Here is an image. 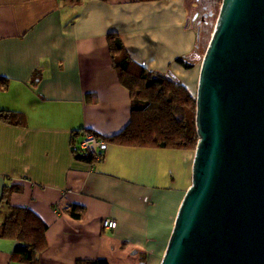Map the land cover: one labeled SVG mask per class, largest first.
Here are the masks:
<instances>
[{
	"label": "crops",
	"instance_id": "obj_1",
	"mask_svg": "<svg viewBox=\"0 0 264 264\" xmlns=\"http://www.w3.org/2000/svg\"><path fill=\"white\" fill-rule=\"evenodd\" d=\"M196 8L193 0H0V111L26 120L0 121V199L4 186H20L10 206L46 225L35 264H159L194 152L105 144L102 161L90 165L73 158L70 141L79 129L116 135L130 121V94L113 67L108 34L137 65L169 70L192 93L194 68L175 60L194 50ZM173 191L180 194L170 197L166 225L158 204ZM72 206L82 208L80 218L68 213ZM8 214L0 204V224ZM106 218L115 229L102 228ZM16 245L0 239V264H26L11 259Z\"/></svg>",
	"mask_w": 264,
	"mask_h": 264
},
{
	"label": "water",
	"instance_id": "obj_2",
	"mask_svg": "<svg viewBox=\"0 0 264 264\" xmlns=\"http://www.w3.org/2000/svg\"><path fill=\"white\" fill-rule=\"evenodd\" d=\"M194 99L191 182L159 264H264V0L220 1Z\"/></svg>",
	"mask_w": 264,
	"mask_h": 264
},
{
	"label": "trees",
	"instance_id": "obj_3",
	"mask_svg": "<svg viewBox=\"0 0 264 264\" xmlns=\"http://www.w3.org/2000/svg\"><path fill=\"white\" fill-rule=\"evenodd\" d=\"M193 1L197 4L194 13L203 11L209 13L211 11L216 17L215 13L220 0ZM210 19L211 17L208 16L206 26ZM193 24L197 29L196 23ZM206 26L199 29L198 39L192 53L179 56L175 60L186 70L195 67V56L199 54V50L203 52L207 46L211 33L210 31L205 32ZM106 40L119 83L130 94V121L119 133L110 137H101L89 130L82 129L72 132L70 146L73 158L85 164L98 163L102 161L105 144L194 152L198 140L195 133L194 96L169 70L164 72L147 71L137 65L130 58L116 34H108ZM0 88L2 87L0 86ZM0 121L12 126L26 125L23 114L6 110L0 111ZM85 133H91L103 142L98 159L94 153L81 151L76 147V140ZM20 191L21 187L18 185L4 186L2 189L0 204L7 206L9 214L0 224V239L12 240L17 243L11 255L12 260L35 264L39 253L45 248L47 227L29 209L10 206V195ZM68 213L78 219L82 216V208L72 206ZM141 259L143 260V258ZM77 264L109 263L104 259H98L82 260Z\"/></svg>",
	"mask_w": 264,
	"mask_h": 264
},
{
	"label": "rangeland",
	"instance_id": "obj_4",
	"mask_svg": "<svg viewBox=\"0 0 264 264\" xmlns=\"http://www.w3.org/2000/svg\"><path fill=\"white\" fill-rule=\"evenodd\" d=\"M221 1V0H220ZM220 5V4H219ZM219 5H218V7H219ZM188 7L191 9H193V8H195V6L193 5V3H189L188 4ZM218 7H217V10H216V15H217V11H218ZM191 9V10H192ZM190 10V11H191ZM191 13V12H190ZM193 17H194V15H192ZM214 15H212V17H211V19L209 20V24L206 26V28H205V32H209L210 31V33L212 32V29H213V26H214V23H215V19H216V17L214 16ZM206 49V48H205ZM204 52H205V50L202 52V50H199V54L198 55H196L195 56V59H196V65H195V67H194V78L193 79H190V80H193V87L192 88H194L193 89V91H192V96H195V94H194V91H195V89H196V84H197V78H198V72H199V66H200V62H201V60H202V57H203V55H204ZM80 142V141H79ZM165 191H162L161 193H164ZM170 192H172V191H170ZM180 194V192L178 191H176V192H174L173 191V193L172 194H166L165 193V195H164V197H166V198H164V199H162L163 200V204H158V211H160V217H162L163 219L165 218V221H164V223L167 225L168 224V222H169V216L172 214V211H173V207L175 206V204L174 203H172V202H174V199H172V198H170V197H172V195H173V197H176V195H179ZM175 195V196H174ZM159 200V199H158ZM158 214V215H159ZM164 231V229L163 228H161V230H159L158 229V238H160V240H163L164 238H166V231H165V233L163 232ZM161 233H162V235H161ZM159 242V241H158Z\"/></svg>",
	"mask_w": 264,
	"mask_h": 264
},
{
	"label": "built area",
	"instance_id": "obj_5",
	"mask_svg": "<svg viewBox=\"0 0 264 264\" xmlns=\"http://www.w3.org/2000/svg\"><path fill=\"white\" fill-rule=\"evenodd\" d=\"M103 142L100 139L95 138L91 133H85L78 143V148L81 151L94 153L98 159V155L102 149ZM101 226L106 230H113L116 227V222L112 219L106 218L101 222Z\"/></svg>",
	"mask_w": 264,
	"mask_h": 264
},
{
	"label": "flooded vegetation",
	"instance_id": "obj_6",
	"mask_svg": "<svg viewBox=\"0 0 264 264\" xmlns=\"http://www.w3.org/2000/svg\"><path fill=\"white\" fill-rule=\"evenodd\" d=\"M193 15L194 17L192 16L191 18L193 20V23H196L197 29H200L206 26L207 21H208V13L206 11H203L201 13H194Z\"/></svg>",
	"mask_w": 264,
	"mask_h": 264
}]
</instances>
